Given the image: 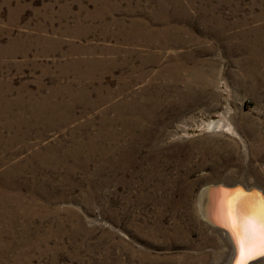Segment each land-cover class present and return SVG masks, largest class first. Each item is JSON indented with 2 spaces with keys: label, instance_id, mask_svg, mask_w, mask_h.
<instances>
[{
  "label": "rangeland",
  "instance_id": "374dc122",
  "mask_svg": "<svg viewBox=\"0 0 264 264\" xmlns=\"http://www.w3.org/2000/svg\"><path fill=\"white\" fill-rule=\"evenodd\" d=\"M0 113V264H221L197 195L264 190V0H0Z\"/></svg>",
  "mask_w": 264,
  "mask_h": 264
},
{
  "label": "bare ground",
  "instance_id": "6f19581e",
  "mask_svg": "<svg viewBox=\"0 0 264 264\" xmlns=\"http://www.w3.org/2000/svg\"><path fill=\"white\" fill-rule=\"evenodd\" d=\"M46 105H48V104H46ZM55 106H56V104H55ZM47 109H48V111H50L51 109L54 110L56 108L51 107V108H47ZM41 112H42V110H41ZM0 115H1V113H0ZM40 116H42V115H40ZM220 122H221L220 120H209L207 122V127H211V128L215 129V127L219 126ZM62 153H63V151H62ZM29 163H31V162H29ZM9 172H12V170L9 169L7 171L8 175H9ZM36 172H37V170H36ZM236 183H239V182H236ZM245 185L248 188L256 187V188L260 189V187L252 185V184H245ZM216 189L217 188L212 190L211 187H208V188H202L199 190L198 195H197L198 211H199L202 219H204V223L209 226L210 230L213 233H215L220 240H222L224 247L227 249L226 255H225L224 259L222 260L221 264H236L238 253H237V245H236L234 232L231 229V227L227 226L226 221L223 218V214L226 213L229 205H232V206H234V208L238 212H240L242 214H252V215H256V216H259L261 218H264V201H263L262 197L260 196V194L256 193L255 191H250L248 193H245V192H243V190L241 188H236L231 194L230 192L226 193L227 191H225L224 189H221L220 191H218ZM222 227L226 228L227 230H224ZM234 249L236 250V255L233 259ZM263 258L256 259V260L250 262L249 264H254L258 261H261V259H263Z\"/></svg>",
  "mask_w": 264,
  "mask_h": 264
},
{
  "label": "snow or ice",
  "instance_id": "6c2138e0",
  "mask_svg": "<svg viewBox=\"0 0 264 264\" xmlns=\"http://www.w3.org/2000/svg\"><path fill=\"white\" fill-rule=\"evenodd\" d=\"M223 218L234 232L238 253L236 264H249L264 257V218L242 214L232 205H229Z\"/></svg>",
  "mask_w": 264,
  "mask_h": 264
},
{
  "label": "water",
  "instance_id": "95a60500",
  "mask_svg": "<svg viewBox=\"0 0 264 264\" xmlns=\"http://www.w3.org/2000/svg\"><path fill=\"white\" fill-rule=\"evenodd\" d=\"M208 187H211L212 190L217 188L216 190H218V191H220L221 189H224L225 191H227L226 193L230 192L231 194L236 188H241L243 190V192H245V193H248L250 191H255L256 193L260 194V196L262 197V199L264 201V190H262L261 188L260 189L256 188V187L248 188L244 183L239 182V183L233 184V183H229L227 181H219V182H213V183L206 184L202 188H208ZM203 221H204V219H203ZM222 228L224 230H227L224 227H222ZM235 255H236V250L234 249L233 259H234ZM261 258H263V257H261ZM257 259H259V258H257ZM254 260H256V259H254ZM254 260H252V261H254ZM252 261H250V262H252Z\"/></svg>",
  "mask_w": 264,
  "mask_h": 264
}]
</instances>
